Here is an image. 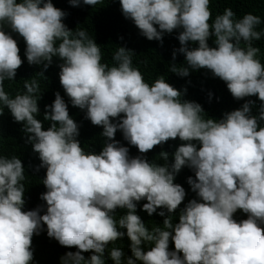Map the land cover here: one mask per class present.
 <instances>
[{"label":"clouds","instance_id":"9594fccd","mask_svg":"<svg viewBox=\"0 0 264 264\" xmlns=\"http://www.w3.org/2000/svg\"><path fill=\"white\" fill-rule=\"evenodd\" d=\"M82 2L95 6L103 0ZM119 2L125 18L148 40L162 41L164 32L183 29L173 60L178 51L188 67L171 64V72L186 77L189 68H206L226 83L235 99L257 96L259 115L250 114L253 102L248 101L220 120L205 119L201 105L181 101L182 93L164 77L146 83L132 66L131 50L117 47L115 66L101 63L100 46L83 28L68 29L62 22L65 12L51 0H0V115L6 107L23 123L26 143L46 168V191L40 197L46 211H22L24 166L17 156L0 155V264H30L32 237L42 225L48 237L76 249L62 255L60 264H105L108 245L125 235L131 255L113 247L108 253L113 264H264V127L259 124L264 121V64L257 58L260 49L253 46L264 35L256 30L261 18L246 13L234 19L229 7L209 23L210 0ZM69 3L76 7L81 0ZM5 22L23 37L30 65L46 69L53 56L63 61L59 81L71 104L86 109V118L101 126V135L110 141L98 154L80 146L78 125L59 93L45 106L44 119L51 124L42 130L36 119L38 81L25 80V92L11 98L4 90L5 80L13 81L23 63L16 40L3 30ZM210 35L216 47H209ZM188 42L198 47L189 48ZM117 117L119 122L113 123ZM117 130L140 153L169 139L184 143L171 163L168 153L161 152L165 163L156 164L141 156L130 158L114 139ZM184 166L194 171L195 179L188 177L187 183L198 199L190 200L173 223L171 214L186 195L173 181ZM141 200L147 201L142 210L149 216L164 217L163 227H146L136 214ZM117 208L126 209L118 220ZM237 210L247 218L237 222ZM170 241L174 250H169ZM86 252L91 253L87 258Z\"/></svg>","mask_w":264,"mask_h":264},{"label":"trees","instance_id":"16d2710c","mask_svg":"<svg viewBox=\"0 0 264 264\" xmlns=\"http://www.w3.org/2000/svg\"><path fill=\"white\" fill-rule=\"evenodd\" d=\"M20 2V0H17ZM54 7L65 12L63 23L70 30L83 28L88 35L94 39L95 43L100 46L102 60L101 63L115 66V61L112 57L117 50V47H124L132 51V66L137 68L143 75L144 80L149 85L159 78L164 77L165 81L182 93L181 101L196 102L201 105L203 113L201 115L207 119L220 120L225 113L241 108V106L251 101V115L258 116L261 101L257 96H248L242 99H235L229 90L226 83L220 78L215 77L212 72L206 68L191 69L189 68V75L186 77L178 76L176 73L170 71V65L176 64L177 67H188L185 57L182 53L177 51L175 60H173V51L180 48L178 40L179 33L182 28L174 29L171 33L164 32L162 34V41L155 39L148 40L141 34V31L135 26L134 22L125 18L122 13L119 0H103V3L95 6L86 5L82 2L79 6L73 7L69 0H51ZM210 10L212 12V23L217 14H222L225 8H231L236 14L234 19L242 18L244 14L251 13L259 16L262 23L257 26V31H264V0H210ZM157 30L159 31L158 26ZM3 30L10 34L16 40L19 55L23 61L22 65L17 69L13 81L5 80L4 90L9 94L10 98L16 94H23L25 92V80L31 81L36 79L39 84L40 94L37 101L39 113L36 119L41 121L42 130H47L51 121L44 119L45 106L51 105L55 99V94L59 93L64 99L70 117L77 123L79 135L76 139L80 142V146L85 152H92L98 154L106 142V138L101 134L103 128L95 126L89 119L86 118V109H80L71 104L70 98L66 95L59 81V65L63 61L57 57H52L51 64L45 69L43 64L30 65L25 56L26 44L18 33L13 32L10 27L5 24ZM59 41L57 42V44ZM207 43L209 47H216L215 37L210 35ZM189 48L198 47L196 42H188ZM241 43V47H243ZM253 46L258 47L260 52L257 58L264 64V35L258 41H253ZM42 73L43 76L39 75ZM2 107V105H0ZM123 114H121V117ZM121 117L112 119L113 123H118ZM260 126L264 127V121H259ZM23 123L16 122L9 110L4 107L3 114L0 115V155L11 157L17 156L21 159L24 166L26 179L24 193V205L22 211H29L40 208V214L43 215L46 211V202L40 197L46 191L42 181L45 177L46 168L40 167L41 161L38 153L32 150L30 143H26V134L23 132ZM114 139L119 142L121 146L128 149L130 158L141 156L149 162L156 164H163L165 161L160 157L161 152L168 153L169 163L173 161V153L177 147L184 143L179 138L169 139L146 153H140L139 150L129 144L124 139L120 130H117ZM199 148L198 141H192ZM188 177L195 179L194 171L184 166L175 174L174 183L181 185L185 190V198L178 206L177 210L172 213L173 223L178 222L179 212L192 199H198L196 193L192 191L190 185L187 183ZM146 200H141L137 203L136 214L140 216L142 221L150 230L152 227L159 225L163 227L164 217L153 213L149 216L142 210V205ZM162 209H157V213ZM168 215L167 210L163 209ZM126 213V209L117 208L114 215L118 220L121 215ZM233 218L239 222L247 218V214L241 210L234 213ZM264 228V225H261ZM125 231V229H120ZM130 241L125 235L118 241L108 245L105 252V264H113V261L108 256V253L113 247L122 248L126 255H131L129 249ZM150 246V245H148ZM31 248L33 251V260L30 264H60V257L69 251H76L75 248H66L61 246L57 240L50 238L47 235L46 225L42 228L38 235H33ZM169 250H174V245L169 242ZM87 258L91 255L90 252L83 253ZM139 264V262H138Z\"/></svg>","mask_w":264,"mask_h":264}]
</instances>
